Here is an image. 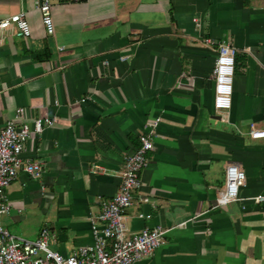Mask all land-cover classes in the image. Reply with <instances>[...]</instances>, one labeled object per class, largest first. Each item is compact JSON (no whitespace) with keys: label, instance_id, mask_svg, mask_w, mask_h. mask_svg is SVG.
Wrapping results in <instances>:
<instances>
[{"label":"crops","instance_id":"1","mask_svg":"<svg viewBox=\"0 0 264 264\" xmlns=\"http://www.w3.org/2000/svg\"><path fill=\"white\" fill-rule=\"evenodd\" d=\"M18 12L27 36L0 29V126L51 124L23 141L20 157L41 172L18 170L0 226L28 240L46 227L62 255L89 244L86 217L115 194L123 157L158 118L124 221L129 234L184 225L142 264H264V205L252 199L264 192V137L248 134L264 130V0H50L51 34L33 0H0V19ZM204 38L236 48L226 110L212 107L215 46ZM228 164L244 185L214 207Z\"/></svg>","mask_w":264,"mask_h":264},{"label":"built area","instance_id":"2","mask_svg":"<svg viewBox=\"0 0 264 264\" xmlns=\"http://www.w3.org/2000/svg\"><path fill=\"white\" fill-rule=\"evenodd\" d=\"M33 7L39 12L41 22L47 34L52 33L50 17V0H33ZM192 21L199 26L198 19ZM15 25L23 36L29 34L25 21V13L18 12L0 19V29ZM208 46H215L212 77V107L215 111L226 110L231 101V84L234 70L236 48L227 41L217 42L204 38ZM123 59V57H121ZM22 109L15 111L19 119ZM158 118L148 122L145 127L148 132L138 135V145L122 160L117 172L118 184L115 194L101 203L96 215H88L91 242L73 250L69 255H62L48 247V231L42 227L34 240L16 237L0 226V264H142L150 258L162 243L163 237L173 227L182 228L184 222H179L170 228L161 226L147 227L135 233H128L124 221V210L132 205L135 194L141 183L139 173L148 165L146 156L153 149L149 132L155 129ZM47 118H35L32 126L15 119L7 120L0 126V215L7 214L9 204L5 189L14 180L18 170L34 178L41 172V163L35 159L20 157L22 143L29 133L40 132L43 126L50 125ZM251 139L264 137V130L249 125ZM90 173L103 172L101 166L91 164ZM244 185V173L234 164L224 168L223 182L217 192L214 207L226 205L237 200L238 189ZM254 202L264 205V192L252 197ZM142 198V201H146ZM147 218V214H139ZM264 233V229H263Z\"/></svg>","mask_w":264,"mask_h":264},{"label":"water","instance_id":"3","mask_svg":"<svg viewBox=\"0 0 264 264\" xmlns=\"http://www.w3.org/2000/svg\"><path fill=\"white\" fill-rule=\"evenodd\" d=\"M213 117H215L216 119H218V116L216 115V116H213Z\"/></svg>","mask_w":264,"mask_h":264}]
</instances>
